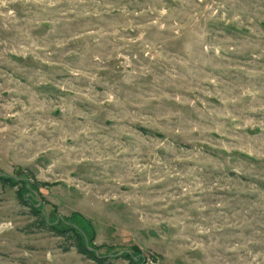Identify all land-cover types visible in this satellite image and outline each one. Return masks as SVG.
<instances>
[{"label":"rangeland","instance_id":"rangeland-1","mask_svg":"<svg viewBox=\"0 0 264 264\" xmlns=\"http://www.w3.org/2000/svg\"><path fill=\"white\" fill-rule=\"evenodd\" d=\"M0 173L102 253L264 264V0H0ZM16 190L0 264H96Z\"/></svg>","mask_w":264,"mask_h":264},{"label":"trees","instance_id":"trees-1","mask_svg":"<svg viewBox=\"0 0 264 264\" xmlns=\"http://www.w3.org/2000/svg\"><path fill=\"white\" fill-rule=\"evenodd\" d=\"M17 175L18 174L14 173L11 176L14 177ZM24 176H26L24 173H20L18 175V178H20L19 180H14L12 177H0V184L3 186L7 185L10 187H17L16 198L22 206L29 209V214L33 217L31 225L39 230L49 232L54 237L59 238L65 245L63 247L64 251H68L73 248L76 253L96 264H111L112 258L106 257L108 254L101 252L105 246L94 245L93 237H88V235L76 224V222L71 220L70 216L60 217L55 214V217H47L41 213L40 208L35 207V201L25 198V194L28 190L25 181L22 180ZM28 183L29 187L33 188L35 191H37L43 184L38 181H28ZM84 236L87 239V244L85 243ZM87 247L91 248V250H88ZM94 251H97L99 255L96 256ZM131 253H124V255L129 257V264H136L131 256Z\"/></svg>","mask_w":264,"mask_h":264},{"label":"water","instance_id":"water-1","mask_svg":"<svg viewBox=\"0 0 264 264\" xmlns=\"http://www.w3.org/2000/svg\"><path fill=\"white\" fill-rule=\"evenodd\" d=\"M0 177L6 178V177H12V176H10V175H8V174H6V173H0ZM12 178H13L14 180H19V179H20V178H18V177H12ZM22 180H24V179H22ZM26 187H27V188L29 187V183H28V182H26ZM32 194L34 195V197L37 196V192L34 191V190L32 191ZM28 195H29V194H28ZM41 213L44 215L43 207H42ZM74 227H76V226H74ZM84 238H85V243L87 244L86 237L84 236ZM87 248H88V250H91V248H89V247H87ZM94 253H95L96 256L99 255L97 251H94ZM124 253L130 254L131 251H130V250H123V251L118 252V253H116V254H114V255H107L106 257H108V258H113V257H115V258H116V257H119L120 255H122V254H124ZM133 259H135V258H133Z\"/></svg>","mask_w":264,"mask_h":264}]
</instances>
